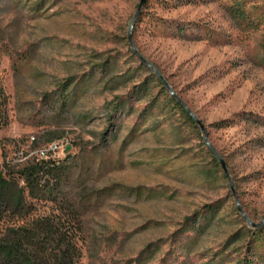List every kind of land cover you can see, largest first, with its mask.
Instances as JSON below:
<instances>
[{"label":"rangeland","instance_id":"obj_1","mask_svg":"<svg viewBox=\"0 0 264 264\" xmlns=\"http://www.w3.org/2000/svg\"><path fill=\"white\" fill-rule=\"evenodd\" d=\"M141 1L0 0V90L9 119L0 130V169L20 148L64 143L51 159L63 173L66 201L82 216L81 264H264V244L256 242L264 238V126H215L237 113L264 117V0L177 7L150 0L131 28ZM235 4L248 20L232 16ZM153 17L198 26L201 40L165 35ZM111 61L117 66L101 72ZM93 73L81 97L62 106L61 87ZM151 73L202 122L209 144L199 124L178 114L143 123L147 99L131 100L129 115L112 127L113 104ZM210 146L226 170L216 155L214 169ZM108 188L112 195L100 192ZM218 203L204 234L178 237L187 220ZM240 207L263 225L250 226Z\"/></svg>","mask_w":264,"mask_h":264},{"label":"trees","instance_id":"obj_2","mask_svg":"<svg viewBox=\"0 0 264 264\" xmlns=\"http://www.w3.org/2000/svg\"><path fill=\"white\" fill-rule=\"evenodd\" d=\"M160 1L166 5L171 3L174 7L199 5L205 2V0ZM149 3L150 0H145L143 7L148 8ZM239 5L235 4L234 10H230L232 16L240 20H248L247 12ZM148 16L151 18V15ZM153 18L156 19L153 26L165 35L179 36L194 41L201 40L195 33L198 26H185L177 21H168L161 17ZM116 66V61H111L99 67L102 69L100 71L104 72ZM141 68L151 72L145 63L141 64ZM95 77L93 73L85 76L80 82L76 79L68 80L60 91L62 92V106L67 107L71 102L80 98L85 92L86 84ZM133 99L136 102L147 99L149 102L140 115L143 123L155 114L161 113L167 116L178 114L182 123L198 129L196 120L190 116L184 105L172 95L154 73L136 85L128 98L121 97L113 104L109 121L113 123V119L123 114L129 115L132 109L130 102ZM5 104L6 96L0 90V130L9 124L4 109ZM238 120L254 121L264 126V117L247 113H237L233 118L222 120L215 126L217 128L230 127L238 123ZM140 125L141 123L132 129L131 138L135 137ZM113 126H115L114 123ZM107 132L115 138L116 131L107 130ZM207 154L212 157L214 169H219L221 165L212 150L207 149ZM62 175L55 159H42L37 155L27 160H18L17 163L12 160L7 161L0 169V264H81L86 243L82 216L75 204L66 201L62 188L63 183H61ZM114 190L115 188H108L100 192L106 196L112 195ZM128 190L129 193L136 191L137 194H142L141 188L136 190L123 188V192ZM221 208L220 203L207 206L202 213L186 221L178 237L182 238L190 232H196L198 236L204 234L217 218ZM256 242L261 246L264 244V238L257 235ZM151 250L152 247L149 246L136 261L143 263L145 255L152 253ZM240 264H254V262L252 259H243Z\"/></svg>","mask_w":264,"mask_h":264},{"label":"built area","instance_id":"obj_3","mask_svg":"<svg viewBox=\"0 0 264 264\" xmlns=\"http://www.w3.org/2000/svg\"><path fill=\"white\" fill-rule=\"evenodd\" d=\"M32 142L36 141V139L31 138ZM64 143L60 141H53L52 143L48 144L44 149H36L33 153H27L25 149L20 148L18 152L16 153V158L12 161L14 163H17L18 160L25 159L27 160L29 157L32 156H38L42 159H49L51 158L55 153L59 152L63 147Z\"/></svg>","mask_w":264,"mask_h":264},{"label":"water","instance_id":"obj_4","mask_svg":"<svg viewBox=\"0 0 264 264\" xmlns=\"http://www.w3.org/2000/svg\"><path fill=\"white\" fill-rule=\"evenodd\" d=\"M144 2H145V0H142V1H141V4H140L139 9H138V14H137V16H135V19H134V22H133L131 28H133L135 21H136L137 18L139 17L138 15L140 14V11H141V9H142V7H143ZM130 43L132 44L133 48L135 49V45H134V43H132V42H130ZM135 52H136V55L140 57V55L138 54V52L136 51V49H135ZM158 75H159V78L162 80V82L165 84V86H166L167 88H169L168 85H167V83H166V82L163 80V78L160 76V74H158ZM169 90H170V89H169ZM171 93H172V95L178 97V96H177L176 94H174L173 92H171ZM178 100L180 101L181 104H183L182 101H181L179 98H178ZM184 107L186 108L185 105H184ZM186 110L188 111V113L190 114V116H192L193 119H195L196 122L201 126V130H202L203 134H205L206 142L209 144V142H208V134L206 133L205 128H204L202 122H201L199 119H197V118L195 117V115H194V114H193L188 108H186ZM210 150H212V152L214 153V155H216V157L220 160V158H219L217 152H216L211 146H210ZM220 162H221V160H220ZM221 165H223L224 168H225V170H226V166L224 165V163L221 162ZM239 210L242 211V214H243L244 218L246 219V221L248 222V224H249L250 226L256 227V226L263 225L264 222L261 223V224H254V223L250 220V218L248 217V215L246 214V212L243 211V210L241 209V207H240Z\"/></svg>","mask_w":264,"mask_h":264}]
</instances>
